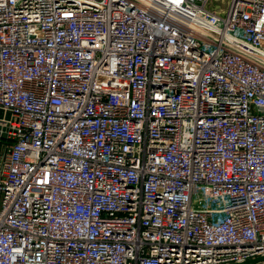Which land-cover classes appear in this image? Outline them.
I'll list each match as a JSON object with an SVG mask.
<instances>
[{
	"label": "built area",
	"instance_id": "obj_1",
	"mask_svg": "<svg viewBox=\"0 0 264 264\" xmlns=\"http://www.w3.org/2000/svg\"><path fill=\"white\" fill-rule=\"evenodd\" d=\"M221 1L0 0V264L264 256V0Z\"/></svg>",
	"mask_w": 264,
	"mask_h": 264
},
{
	"label": "water",
	"instance_id": "obj_2",
	"mask_svg": "<svg viewBox=\"0 0 264 264\" xmlns=\"http://www.w3.org/2000/svg\"><path fill=\"white\" fill-rule=\"evenodd\" d=\"M260 260H264V256L252 258V259L246 260V261L241 262V263H231V264H252V263L258 262Z\"/></svg>",
	"mask_w": 264,
	"mask_h": 264
},
{
	"label": "rangeland",
	"instance_id": "obj_3",
	"mask_svg": "<svg viewBox=\"0 0 264 264\" xmlns=\"http://www.w3.org/2000/svg\"><path fill=\"white\" fill-rule=\"evenodd\" d=\"M218 0H213V2H215L216 4H221L222 6H225V3H223L221 0H219V2H217ZM0 146H1V144H0ZM1 152H2V150H1V147H0V155H1Z\"/></svg>",
	"mask_w": 264,
	"mask_h": 264
}]
</instances>
